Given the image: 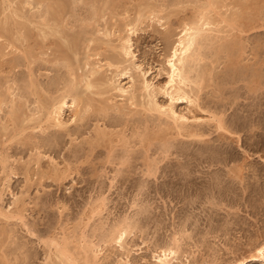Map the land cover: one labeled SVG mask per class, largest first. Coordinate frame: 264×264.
<instances>
[{"label": "rangeland", "instance_id": "1", "mask_svg": "<svg viewBox=\"0 0 264 264\" xmlns=\"http://www.w3.org/2000/svg\"><path fill=\"white\" fill-rule=\"evenodd\" d=\"M26 1L33 3L30 8L24 6ZM50 1L51 4L60 2L59 4L62 5L61 8L56 9L57 13L55 12L58 16L61 15L59 18L60 21H63L57 28L61 33L53 36L40 33L41 27L36 21H39L38 16L42 15L44 10L41 6L35 5V0H0V94L4 93L6 100H14L16 107L21 104L24 116L36 113L35 96L31 95L32 89L28 87L30 82L40 89L42 87L41 91L44 97L49 96V93L52 95L51 97H56L59 93H56L55 90H62L63 83L71 80V78L68 79V69L63 66L66 64H63L65 62L60 54L65 57L67 55V62L69 61L72 69L80 70H83L84 61L89 54L97 53L98 56L91 58V61L98 59L102 65L105 60L111 61L116 57L121 61L119 54L117 56L116 53L119 51L111 50L110 47L112 44L113 47L119 46H114L118 44L117 35L125 37L126 30L129 29V27L126 28L128 24L135 29L131 36L132 51L135 56L134 63L139 64L141 70L146 72L145 78L151 85L155 102L166 106L170 104V100L166 94L164 95L166 92L169 93V88L166 85L165 60L182 24L196 21L202 12L206 15L203 11L205 8L210 10L206 16L212 23L217 22L218 24L223 18L228 23L219 26L222 33H211V40L212 36L217 38H213L215 45L212 40L203 46V53L200 51L201 55L203 54V61L198 63L200 69L197 64V67L196 65L192 66L196 70L191 75L193 78L200 76L198 75L200 73L201 76L205 74L203 78L205 81L202 80L203 84H201L202 89L197 90L194 86L184 88L189 96H197V102L191 105L185 101H178L173 105L177 114L190 119H188L192 127V130L189 128L190 131L195 129L199 134L202 131L200 138L178 135L175 129L167 131L164 129L165 122L162 120L161 123L159 117L155 121L157 116L151 117L144 113L141 107H130L126 103H122L119 98L114 99L116 101L113 102L125 107V113L121 112L123 115L115 114L113 111L104 116L98 111L97 113L96 108L98 110L104 105V96L102 97L100 94L104 92L105 88L101 85L98 86L99 84H95L91 96L96 101L94 102L95 109L92 107L94 111L87 114V119L85 117L81 123L69 125L63 132L49 130L45 133H38L36 130L35 133L34 131L32 133L31 126L36 124L33 120L28 124H22L24 128H30L25 131V135L19 137L17 134L20 127H17L15 131L18 133L14 134V131H11L14 125L12 126L11 122L8 123L9 120L4 118L7 116L5 114L8 113L9 105L2 107L0 120L3 125L8 126V131H0V157H7L9 164H7L5 172H2L0 164V210L7 214L19 211L23 216L24 223L16 219L7 220L0 216V233L2 232L0 234V245H2V247L0 246V264L47 263L46 256L48 254L43 244L40 243L41 239L49 235L61 237L62 232L70 236L74 233V236L78 238L84 226V232L90 237L92 236L91 228L94 229L93 226L103 223L107 224L105 226L107 228L113 223H119L124 218L135 223L138 230L133 231L131 239L129 238L130 243L128 242V248L131 246L132 251H135L129 257L131 264H153L151 257L155 246L167 243L171 236L174 234L178 236L181 233L188 236L187 238L182 234L184 235L182 247L186 251L179 256L181 263L188 260L189 264H227L241 259V256L242 258L249 257L252 245L256 241L260 242L264 239V162L262 161L264 143H260L264 142V130L254 127L257 125L255 120H258L256 113L260 112L257 106L258 102H264V88L260 87L258 90V85H260L258 80L264 79V0ZM10 2L12 3L11 10L8 13V11L5 12V8ZM22 8L23 14L29 15V17L35 16L34 20H31L30 17L34 23L25 24L20 19H9L11 11ZM59 9L61 10L59 11ZM93 10L97 14H93ZM150 11H154L161 22L152 18L156 16L155 14L154 16L149 15ZM6 19H9L7 31L3 29ZM234 19H236L235 22ZM104 30L111 33L115 31V34L117 32V37L112 36L105 41L106 38L101 36L105 32ZM20 34L26 37L25 42L19 38ZM63 38L67 40H63ZM92 38L93 43L90 42ZM99 39L106 44L96 41ZM59 46L62 49L58 48ZM88 50L90 53H87ZM42 52L45 55L41 57ZM65 53L67 54L65 55ZM122 65L127 66L123 63ZM102 70L105 71L102 72L103 74L101 73L103 77L111 78L113 74H116L114 70L109 73L106 67H103ZM111 73L112 75H110ZM130 74L137 81V71L133 72L132 68ZM67 79L68 81H66ZM253 80L257 87L254 86L255 84L253 85ZM263 81L261 82L263 83ZM127 82V79L123 80L122 78V84ZM52 85L54 87H51ZM48 87H51V91L50 88L47 90ZM8 88L11 92L9 94ZM141 102L138 99L137 103L141 104ZM70 115L67 110L63 116L65 121L69 119ZM213 115L227 120V123H230L229 120H235L238 125L236 127L235 123L233 126L237 130L239 129L237 131L239 135L235 134L240 137L238 144L233 142H237L234 140L237 136L230 137V134L216 131V122L211 121ZM192 118L202 122L201 127L197 128ZM253 118H255L254 121ZM249 119L255 123L254 126L251 125L252 122ZM249 121L252 127L249 125ZM247 127L251 128L247 129ZM96 128L107 133L106 140L99 141L96 144L97 147L94 141ZM157 129L164 137H161L162 135L156 131ZM251 129H254V132H249L252 131ZM163 131L165 134L167 132V135ZM252 133L255 135L260 133L259 138H249ZM225 135H229L225 138L227 141H223ZM148 136L150 138H147ZM160 137L167 140V144L171 145H168L170 148L166 147V142L159 140ZM46 138L49 139L46 140ZM41 139L44 141L43 143ZM53 140L55 141L53 142ZM30 142L33 145H30ZM36 143L46 146H39ZM53 143L54 147L51 148ZM36 145L37 147H35ZM166 150L168 152L164 153ZM199 151L203 154V151L207 153L203 155L198 153ZM36 152L40 155H36ZM215 157L219 159H215ZM226 158H229L226 160V164L211 163L212 159L214 161ZM33 160L38 161V167ZM29 164L30 166H28ZM151 165H156L158 169L156 173L149 176V172L154 168ZM238 167H243L242 177L245 180L243 185L231 178L233 174L230 173L233 170L235 172L236 168L240 170ZM25 168L28 174H25V172L27 173ZM53 168L57 172L53 171ZM230 169L233 170L229 173ZM57 174L58 176L55 177ZM215 174L222 179V185H216ZM245 188L247 189L245 190ZM102 198L107 200L105 202L107 203L106 209L104 208L102 216L92 215V217L91 212L95 205H100L99 199L102 200ZM30 229L31 231H29ZM32 229H35L36 232ZM59 236L56 237L59 238ZM94 238L92 240L97 243L98 237ZM104 252L110 258L100 264H114L122 255V252L119 253L117 250L105 249ZM187 256L188 258H186ZM51 260H48L47 264H52L54 260L52 262ZM247 264L257 263L248 262Z\"/></svg>", "mask_w": 264, "mask_h": 264}, {"label": "bare ground", "instance_id": "2", "mask_svg": "<svg viewBox=\"0 0 264 264\" xmlns=\"http://www.w3.org/2000/svg\"><path fill=\"white\" fill-rule=\"evenodd\" d=\"M36 1V4L38 7L41 6L43 8V14L38 16V19L39 21H36L38 23V26L41 27L40 29V33L43 34V35H55V34H59L61 33L57 28L60 27V18L59 16L61 15H57L56 13V9L57 8H61L62 5H60L58 2H54V4H51L52 2L50 0H35ZM53 1V0H52ZM55 1V0H54ZM66 1V0H65ZM90 1V0H89ZM93 1V0H92ZM32 3V2H31ZM31 3H28L27 1L24 3V6L26 7H31L32 4ZM46 3V4H45ZM48 3V4H47ZM11 2L10 4L7 6V8H5V12L8 11L9 13V10H11ZM83 4V3H82ZM211 4V3H210ZM98 5V4H97ZM175 5V4H174ZM209 5V4H208ZM64 6V5H63ZM112 6V5H111ZM212 6V4H211ZM36 7V6H35ZM210 7V6H209ZM214 7V6H213ZM212 7V8H213ZM164 8V7H163ZM203 8V7H202ZM211 8V7H210ZM226 8V7H225ZM234 8V7H233ZM94 9V8H93ZM209 9V8H208ZM208 9H202L203 11H205L206 15L208 13H210V10ZM236 9V8H235ZM239 9V8H238ZM242 9V8H241ZM23 8L21 10H13L10 12V15L11 17L9 19H13V18H16V19H20V20H23L25 22V24H32L34 23V21H31V20H34L33 16L32 15V19L30 20V17L29 15L27 14H23L22 12ZM61 9H59L60 11ZM208 10V11H207ZM31 11V10H30ZM94 11V10H93ZM214 11V10H213ZM56 12V13H55ZM151 12V11H150ZM160 13V11H157ZM201 12V11H200ZM208 12V13H207ZM144 13V12H143ZM61 14V13H60ZM93 14H97L96 11H94ZM147 14V13H146ZM155 12L152 11L149 15H153L154 16ZM236 14V13H235ZM242 14V13H241ZM9 15V16H10ZM39 15V14H38ZM203 12L200 13V16L198 19H196V21H192V22H187V23H183L182 26H181V29L179 31V33L176 35V40L174 41V43L172 44V47L170 48V51H169V54L168 56L166 57V60H165V63H166V69H167V73H166V76H167V86L169 88V93H164V95L166 94L167 97L169 98L170 100V104L168 105H164V106H161L159 104H157L155 102V98H154V94H153V91L151 90V85L150 83H148V81L146 80L145 78V74L146 72H143L141 70V67L139 64H135L134 63V59H135V56H134V53L132 51V43H131V36L134 34L135 32V29L134 27H130V24H128V26L126 28L129 27V29L126 30V36L125 37H120L119 35L116 36L115 34V31L113 33L111 32H107L105 31L101 36L106 38L105 41H107L108 38H112L113 37H117V41H118V44L114 45V46H117V47H113V44H112V47L111 50H118L119 52L116 51L117 53V56L119 54V57L121 58V61H119L116 57L111 59V61H106L105 60V63L104 65H102L101 61H99L98 59L95 61H91V58L93 57H96L98 56L97 53H94L92 55H88L87 56V59L84 61L85 64H84V67H83V70H80V69H72V66L67 62L68 59H66L67 57V53H65L66 57L62 54L61 57L63 59V61L65 63L63 64H66V65H63V66H66V68L68 69V76L71 80L68 81V79L66 81V83H63V88L61 87L62 90H55L56 93H59L56 97H51L52 95H50L49 91L47 92V95L49 93V96H43L42 95V87L41 89L39 87H37L36 85H34L33 83L30 82V84L28 85L29 88L32 89L31 91V95L35 96V104H36V113H31L30 116L29 115H25L22 114V111H23V106L20 104V106L17 104V106L19 107H16L15 104H14V100L12 99H8L6 100V96H4V93L3 94H0V114L2 112V107L6 106L7 104L9 105V109H8V113L5 114L6 119H8V123L11 122V125L14 127H12V130L11 131H14V134L16 133L15 131L17 130V127L19 128L20 127V131L18 133L17 131V135L19 137H21L23 134L25 135V131L30 128H24V124H28L30 123L31 121H35L36 124L33 125V127L31 126V129L32 130V133L34 131L38 132V133H45L46 131L48 132L49 130L50 131H66V129L69 127V125H74L78 122H82L85 120V117L87 116V114H89V112H93L94 110L92 109V107L94 108V102L95 99H93L91 96L93 95V90L95 88V84H99L98 86H102L104 87L105 89L103 90L104 92L100 94V96H104V105H100L101 107L96 108V112L98 111L99 114L101 115H107L110 111H113L115 112V114L119 113V115L121 114V112L125 109V107L123 108L122 106H119L118 104L114 103V99L116 98H119L120 101L122 103H126V105L130 106V107H141L143 109V112L144 113H147L149 116L151 117H155V121L156 119L158 118L159 120H161V123L164 121L166 125V127L164 129H166L167 131L168 130H171V129H175L176 133L178 135H186L185 137H188V138H200L202 137L201 132L200 131V134L197 130L193 129V131H190V129L192 128L191 125L189 124V121L186 117L182 116V115H179L177 114L175 111H174V103L178 102V101H182V102H187L189 104H195L197 102V96H189L188 93H186V91L184 90V88H188L189 86H194L196 87L197 90L199 89H202V85L203 84V81L204 80L203 78L205 77L203 74L201 76V73L198 74L200 76H195L196 78H193L191 75L194 73L195 70V67L192 68L193 65H198V63L201 62V60L203 61V54L201 55V53H203L202 51V48L204 45H206L207 43L211 42L213 40V38H216V36H212V40L210 39V35L211 33H214L216 32L215 34L221 32L219 30V26L223 23H228L227 21H225V19L223 18L222 21H220V23L217 22L214 24L210 21V19L206 16ZM210 15V14H209ZM73 16V15H71ZM96 16V15H95ZM156 17H152V18H156V20L159 18L157 17V14H155ZM239 16V15H238ZM141 17V16H140ZM150 17V16H149ZM160 17V16H159ZM221 17V16H220ZM65 18V17H64ZM227 18V17H226ZM9 19H6L5 22H4V27L3 29L5 31H7V28L8 27V24H9ZM36 19V20H38ZM77 19V18H76ZM98 19V18H97ZM103 19V18H102ZM161 19V18H160ZM236 19H234V22H235ZM238 20V19H237ZM243 20V19H242ZM104 21V20H103ZM231 21V20H230ZM35 22V23H36ZM91 22V21H90ZM161 22V21H160ZM14 23V22H13ZM63 23V21L61 22ZM77 23V22H76ZM84 23V22H83ZM87 23V21H86ZM96 23V22H95ZM231 24H233L232 22H229ZM81 24V23H80ZM127 24V23H126ZM66 25V24H65ZM89 25V24H88ZM162 25V24H161ZM12 26V25H11ZM15 26V25H14ZM85 26V25H83ZM234 26V25H233ZM261 26V25H260ZM72 27H74L72 25ZM71 27V28H72ZM82 27V26H81ZM228 27V26H227ZM15 28V27H14ZM63 28V27H62ZM88 28V27H87ZM223 28V27H222ZM230 28V26H229ZM12 29V28H11ZM81 29V28H80ZM86 29V28H85ZM114 29V28H113ZM21 30V29H20ZM24 30V29H23ZM71 30V29H70ZM98 30V29H97ZM27 31V30H26ZM65 31V30H64ZM68 31V29H67ZM237 31V30H236ZM242 31V30H241ZM251 31V30H250ZM66 32V31H65ZM6 33V32H5ZM8 33V32H7ZM10 33V32H9ZM30 33V32H29ZM99 33V32H98ZM12 34V32H11ZM79 34V32H78ZM96 34V33H95ZM94 34V35H95ZM242 34V33H241ZM26 36V34H24ZM97 35V34H96ZM95 35V36H96ZM99 35V34H98ZM29 36V35H28ZM68 36V35H67ZM100 36V37H101ZM99 37V38H100ZM19 38L21 40H23L25 42V39L26 37H24L23 35H19ZM219 38V37H218ZM116 39V38H115ZM217 39V38H216ZM236 39V38H235ZM63 40H67L65 38H63ZM104 40V39H103ZM109 40V39H108ZM215 40V39H214ZM213 40V43L215 45V42ZM219 40V39H218ZM17 41H19V39H17ZM96 41H100L102 42V40H96ZM111 41V40H110ZM22 42V41H20ZM90 42H94L93 41V38ZM97 42V43H98ZM53 43V42H52ZM104 44H106L105 42H102ZM231 43V42H230ZM234 43V42H233ZM237 43V42H236ZM13 44V43H12ZM87 44V43H86ZM211 44V43H210ZM218 44V43H217ZM9 46H12L11 44H8ZM40 45V44H39ZM76 45V44H75ZM209 45V44H208ZM207 45V46H208ZM14 46V45H13ZM43 46V45H42ZM88 46V45H87ZM111 46V45H109ZM223 47V45H222ZM13 48V47H11ZM18 48V47H17ZM16 48V49H17ZM41 48V47H40ZM60 49H62L60 46L58 47ZM44 49V48H43ZM168 49V48H167ZM206 49V48H205ZM209 49V48H207ZM33 50V49H32ZM89 50H90V47H89ZM89 50L87 51V53H90ZM92 50V49H91ZM29 51V50H28ZM200 51H202L200 53ZM34 52V51H33ZM45 52V51H44ZM42 52L43 54H40L41 57L42 55H45V53ZM92 52V51H91ZM230 52V51H229ZM28 53V52H27ZM205 53V52H204ZM216 53V52H215ZM233 53V52H232ZM25 54V53H24ZM32 54V53H31ZM34 54V53H33ZM30 55V54H29ZM59 55V53H58ZM59 55V56H60ZM100 55V54H99ZM234 55V54H233ZM31 56V55H30ZM29 56V57H30ZM36 56V54H35ZM34 56V57H35ZM39 56V55H38ZM58 56V57H59ZM15 57V56H14ZM33 57V56H32ZM13 58V57H12ZM16 58V57H15ZM26 58V57H25ZM68 58V57H67ZM40 59V58H39ZM27 60V59H26ZM43 60V59H42ZM41 60V61H42ZM57 60V59H56ZM17 61V60H16ZM48 61V60H47ZM53 61V60H52ZM62 61V62H63ZM34 62V61H33ZM60 62V60H59ZM123 64H126L127 66L125 67ZM211 63V62H210ZM30 64V63H29ZM44 64V63H43ZM62 65V64H61ZM122 65V66H121ZM196 65V67H197ZM234 65V64H233ZM13 66V65H12ZM22 66V65H21ZM200 64L198 65V68H199ZM261 66V65H260ZM20 67V66H19ZM57 67V66H56ZM61 67V66H60ZM103 67H106L107 71H109V73L113 70L115 71L116 74H113V77L111 76L110 77H107V76H104L103 77V73L102 72H105L103 71ZM251 67V66H250ZM249 67V68H250ZM1 68V67H0ZM121 68V70H120ZM133 68V72L134 71H137V81L135 80L134 77L131 76L130 74V71L132 70ZM253 68V67H252ZM66 69V70H67ZM200 69V68H199ZM203 69V68H202ZM120 70V71H119ZM78 71V72H77ZM106 71V72H107ZM119 71V72H118ZM204 71V70H202ZM258 71V70H257ZM118 72V73H117ZM201 72V71H200ZM102 73V74H101ZM204 73V72H203ZM206 73V72H205ZM67 75V74H66ZM112 75V73L110 74ZM134 75V74H133ZM208 75V74H207ZM258 75V74H257ZM109 76V75H108ZM264 77V76H263ZM59 78V77H58ZM109 78V79H108ZM122 78L123 80L127 79V83L125 84H122ZM23 79V78H22ZM62 79V78H61ZM207 80V79H206ZM262 80H264L262 78ZM262 80H258L259 84L258 85V90L261 88H264V81L263 83L261 82ZM205 81V80H204ZM254 81V80H253ZM6 82V81H5ZM15 82V81H13ZM18 82V81H17ZM54 82V81H53ZM234 82V81H233ZM257 82V81H256ZM262 84H261V83ZM53 84V83H52ZM205 84V83H204ZM255 84V85H254ZM247 85V84H246ZM251 85V84H250ZM253 85L257 87L255 81L253 82ZM58 86V85H57ZM56 86V87H57ZM61 86V85H60ZM51 87H54V85H52ZM51 87H48L47 90H49L50 88V91H51ZM202 87V88H201ZM252 87V86H251ZM255 87V89H256ZM26 88V87H25ZM28 88V89H29ZM167 88V87H166ZM7 89V88H6ZM4 89V90H6ZM27 89V90H28ZM53 90L55 88H52ZM60 89V88H58ZM191 89V88H190ZM189 89V90H190ZM249 89V88H248ZM253 89V88H252ZM10 89L8 88V94L11 93L9 91ZM26 90V91H27ZM43 90V89H42ZM21 91V90H20ZM163 91V90H162ZM201 91V90H200ZM165 92V91H164ZM190 92V91H189ZM260 92V91H259ZM6 93V92H5ZM46 93V92H44ZM53 93V91H52ZM159 93V92H158ZM264 93V92H263ZM21 94V92H20ZM19 94V95H20ZM98 94V93H97ZM261 94V93H260ZM264 95V94H263ZM9 96V95H8ZM12 96V94H11ZM99 96V94H98ZM106 96V98H105ZM10 97V96H9ZM13 97V96H12ZM22 97V96H21ZM22 99V98H21ZM100 99V98H99ZM138 99L141 102V104H138ZM260 99V98H259ZM264 99V98H263ZM103 100V99H102ZM101 100V102H102ZM258 100V99H257ZM26 101V100H25ZM114 101V102H113ZM119 101V102H120ZM264 101V100H263ZM23 102V100H22ZM249 102V101H248ZM112 104V105H108V104ZM26 104V103H25ZM121 105V104H120ZM123 105V104H122ZM98 106V105H97ZM258 108L260 110V112L258 111L256 113L257 115V118L258 120H255L257 121V127L254 126L255 123L252 122V119L250 120L252 123L251 125L253 124V126L255 127V129L258 127H260L261 130H264V108H261V107H264V102L261 103L260 101L258 102ZM8 107V106H7ZM99 107V106H98ZM247 108V107H246ZM258 108H254V109H258ZM95 109V108H94ZM123 109V110H122ZM69 111L70 112V117L67 121H65V119L63 118L64 114L66 111ZM93 110V111H92ZM253 111V110H252ZM28 112V111H27ZM94 112V113H96ZM97 112V113H98ZM122 112V113H123ZM24 113V112H23ZM29 113V112H28ZM125 113V112H124ZM255 113V112H254ZM127 114V113H126ZM109 115V114H108ZM123 115V114H121ZM133 115V114H132ZM255 115V114H254ZM253 115V116H254ZM126 116V115H125ZM117 117V116H116ZM141 117V116H140ZM232 117V116H231ZM2 118V117H1ZM122 118V117H121ZM144 118V117H143ZM194 118V117H193ZM195 122L194 125H196V127H201L202 125V122H198L199 120L198 119H193ZM87 119V117H86ZM90 119V118H89ZM119 119V118H118ZM211 121H214L216 122V131L219 132H224L225 134H230V137L233 136H237L236 139L234 140H237V142L233 141L234 143L238 144V140H239V134H238V130H237V126L238 125L235 120H229L230 123H227V120L225 121V119H221V118H217L215 117L214 115L211 117ZM227 119V118H226ZM237 119V117H236ZM243 119V118H242ZM255 118H253V121H254ZM100 120V119H99ZM163 120V121H162ZM190 120V119H189ZM201 120V119H200ZM238 120V119H237ZM2 120H0V131H3V132H6L8 131V126L5 124L3 125V123L1 122ZM153 121V120H152ZM202 121V120H201ZM228 121V122H229ZM250 121H249V125H250ZM146 122V121H145ZM238 122V121H237ZM2 123V124H1ZM6 123V122H5ZM118 123V122H117ZM159 124H161L160 122H158ZM236 123V124H235ZM23 124V125H22ZM34 124V123H33ZM112 124V123H111ZM235 124V126H233ZM16 125V127H15ZM163 125V124H162ZM190 125V126H189ZM215 125V124H214ZM228 125V126H227ZM250 125V126H251ZM23 126V127H22ZM151 126V125H150ZM161 126V125H159ZM242 126V125H241ZM26 127V126H25ZM97 127V126H96ZM193 126V128H196ZM252 127V126H251ZM249 127V128H251ZM253 127V128H254ZM14 128H16L15 130H13ZM78 128V127H77ZM190 128V129H189ZM229 128V129H228ZM247 127V129H249ZM163 129V127H162ZM241 129V128H240ZM69 130V129H68ZM192 130V129H191ZM252 131H249V132H254V129H251ZM10 131V130H9ZM76 131V130H75ZM158 133H160L161 131H159V129L156 130ZM260 131V130H259ZM71 132V131H70ZM156 132V133H157ZM164 132V131H163ZM172 132V131H171ZM247 132V131H246ZM256 132V131H255ZM61 133V132H60ZM74 133V132H73ZM111 133V132H110ZM153 133V132H152ZM173 133V132H172ZM53 134V132H52ZM54 134H56V132H54ZM75 134V133H74ZM73 134V135H74ZM80 134V133H79ZM114 134V133H113ZM161 137H164L162 133H160ZM165 134V132H164ZM203 134V133H202ZM235 134H238V135H235ZM253 134V133H252ZM251 134V135H252ZM260 135V133H258ZM38 135V134H37ZM72 135V134H71ZM78 135V134H77ZM167 135V132L166 134ZM249 136L250 137H258L259 138V135H255V133L252 135V136ZM6 136V135H5ZM10 136H11V132H10ZM13 136V134H12ZM49 135H47L48 137ZM96 136V138H95ZM115 136V135H114ZM204 136V134H203ZM229 137V135H227ZM226 135L223 137L224 140L223 141H227L225 138L227 137ZM28 137V136H27ZM34 137V136H33ZM50 137V136H49ZM107 137V133H105L104 130L100 129V128H96V131H95V135H94V138H95V145L100 141L103 142V140H106L105 138ZM159 140H161V142H166L165 141V138H161ZM174 137V136H172ZM182 137V136H181ZM220 137V136H219ZM245 137V136H244ZM24 138V137H23ZM54 138V136H53ZM93 138V139H94ZM147 138H150L149 136ZM159 138V137H157ZM221 139H223L222 137H220ZM235 138V137H234ZM262 138V137H261ZM29 139V138H28ZM45 139V138H44ZM43 139V140H44ZM49 139V138H48ZM46 138V140H48ZM57 139V138H56ZM59 139V138H58ZM92 139V138H91ZM252 139V138H251ZM257 139V138H256ZM4 140V139H3ZM45 140V142H46ZM120 140V139H119ZM144 140V139H143ZM146 140V138H145ZM151 140V139H150ZM8 141H10V139H8ZM13 141H14V137H13ZM21 141V140H20ZM19 141V142H20ZM39 141V140H38ZM42 141V139H41ZM51 141V139H50ZM55 140H53L54 142ZM112 141V140H111ZM124 141V140H123ZM122 141V142H123ZM171 141V140H170ZM229 141V140H228ZM260 141V139H259ZM262 141V140H261ZM1 142V141H0ZM40 142V141H39ZM44 141H42L43 143ZM58 142V140H57ZM174 142V141H173ZM201 142V141H200ZM255 142V141H254ZM8 143V142H7ZM31 144L30 145H33L32 142H30ZM34 143V142H33ZM162 143V144H164ZM168 142H166V147H169L171 146L170 144H167ZM218 143V142H217ZM225 144L227 142H224ZM259 143V142H258ZM260 143H264V142H260ZM22 144V143H21ZM26 144V143H25ZM24 144V145H25ZM37 144V143H36ZM39 146L40 145H43V144H40L38 143ZM37 144V145H38ZM87 144V143H86ZM94 144V143H93ZM112 144V143H111ZM195 144V143H194ZM229 144V143H228ZM37 145L35 147H37ZM45 145V144H44ZM43 145V146H44ZM100 145V143H99ZM128 145V144H127ZM126 145V146H127ZM169 145V146H168ZM255 145V144H254ZM261 145V144H260ZM4 146V144H3ZM46 146V145H45ZM90 146V145H89ZM94 146V145H93ZM150 146V145H149ZM209 146V145H208ZM215 146V145H214ZM230 146V145H229ZM228 146V147H229ZM259 146V145H257ZM262 146V145H261ZM2 147V146H1ZM34 147V146H33ZM32 147V148H33ZM34 147V149H35ZM49 147V146H48ZM54 147V143L53 145H51V148ZM97 147V145H96ZM152 147V146H151ZM150 147V148H151ZM164 147V146H163ZM216 147V146H215ZM238 147V145H237ZM22 148V147H21ZM41 148V147H39ZM170 148V147H169ZM182 148V147H181ZM205 148V147H204ZM207 148V147H206ZM227 148V147H226ZM37 149V148H36ZM49 149V148H48ZM92 149V148H91ZM148 149V148H147ZM166 149V148H165ZM164 149V150H165ZM209 149V148H208ZM228 149V148H227ZM231 149V148H230ZM241 149V148H240ZM31 150V149H30ZM169 150V149H168ZM187 150V149H186ZM204 150V149H202ZM207 150V149H206ZM218 150V149H217ZM34 151V150H33ZM38 151V149H37ZM163 151V150H162ZM177 151V150H176ZM124 152V150H123ZM168 151H164V153H167ZM188 152V151H187ZM204 154H206L207 152L203 151ZM170 153V152H169ZM198 153H201L200 151ZM209 153V152H208ZM212 153V152H210ZM218 153V152H217ZM125 154V152H124ZM180 154V153H179ZM203 154V153H201ZM203 154V155H204ZM215 154V153H214ZM220 154V153H218ZM36 155H40L39 153L37 154L36 152ZM35 155V156H36ZM201 155V156H203ZM211 155V154H209ZM221 155V154H220ZM228 155V154H227ZM34 156V157H35ZM42 156V154H41ZM207 156V155H206ZM21 157V156H20ZM48 157V156H47ZM212 157V156H211ZM168 158V157H167ZM213 158V157H212ZM4 159H7L6 158H2L0 157V164L2 166V172H5V170L7 169V164L8 163V159L7 160H4ZM10 159V158H9ZM36 159V158H35ZM209 159V158H208ZM215 159H219V158H216ZM229 159V158H228ZM227 158L225 160H214L212 159L211 163H217V164H226V160H228ZM231 159V158H230ZM40 160V159H38ZM206 160V159H205ZM211 160V159H210ZM15 161V160H14ZM34 161V160H33ZM230 161V160H229ZM232 161V160H231ZM264 162V158L262 160ZM35 162V161H34ZM233 162V161H232ZM27 163V162H26ZM36 163V166L38 165V161L35 162ZM231 163V162H230ZM28 164V163H27ZM156 164V163H155ZM198 164V163H197ZM148 165V164H147ZM182 165V164H181ZM190 165V164H189ZM209 165V164H208ZM241 165V164H240ZM26 166V165H25ZM30 166V164L28 165ZM146 166V164H145ZM152 166V165H151ZM150 166V167H151ZM211 166V165H210ZM219 166V165H218ZM237 166V165H236ZM12 167V166H11ZM27 167V166H26ZM38 167V166H37ZM149 167V166H148ZM154 167V168H152ZM151 168L153 169V171L149 172V176L150 175H153L154 173H156L158 167L156 165L152 166ZM209 167V166H208ZM224 167V166H222ZM235 168V167H234ZM233 168V169H234ZM243 168V167H242ZM242 168L238 167V169L240 170H233L232 173H230L232 170L230 169L229 170V173L230 174H233L232 175V179H234V181H238L240 184H242L245 180L243 179L244 177H242ZM12 169V168H11ZM23 169V168H22ZM26 169V168H25ZM54 169V168H53ZM151 169V170H152ZM225 169V167H224ZM221 170V169H220ZM27 171V169L25 170ZM53 171H56L55 169ZM52 171V173H53ZM61 171V170H60ZM150 171V170H149ZM217 171V170H216ZM219 171V170H218ZM1 172V173H2ZM46 172V171H45ZM57 172V171H56ZM67 172V171H66ZM148 172V171H147ZM14 173V172H13ZM12 173V175H13ZM38 173V171H37ZM51 173V172H50ZM65 173V172H64ZM25 174H28V171L27 173L25 172ZM148 174V173H147ZM23 175V174H22ZM48 175V174H47ZM146 175V174H145ZM224 175V174H223ZM223 175H221V178H223ZM228 175V174H227ZM54 176V175H53ZM58 176L55 175V177ZM54 177V178H55ZM155 177V176H154ZM58 179V177H57ZM231 179V180H232ZM56 180V179H55ZM114 180V179H113ZM214 180L216 182V185H222L221 181L222 179H220V177L218 175L215 174V177H214ZM225 180V179H223ZM227 180V179H226ZM8 181V180H7ZM10 181V180H9ZM52 182V181H51ZM114 182V181H113ZM214 182V181H213ZM227 182V181H226ZM229 184L231 182H228ZM227 183V184H228ZM233 184V182H232ZM231 184V185H232ZM113 185V184H112ZM141 185V184H140ZM230 185V186H231ZM243 185V184H242ZM245 185V184H244ZM210 186V185H209ZM228 186V185H227ZM248 186V185H247ZM217 187V186H216ZM218 188V187H217ZM223 188V187H222ZM241 188V187H240ZM243 188V187H242ZM7 189V188H6ZM220 189V187H219ZM247 188H245L246 190ZM222 190V189H220ZM224 190V189H223ZM239 191V189H238ZM260 191V190H259ZM207 192V191H206ZM221 192V191H219ZM223 192V191H222ZM261 192V191H260ZM260 192H259V195H260ZM221 194V193H220ZM223 195V194H222ZM236 195V194H235ZM264 196V195H263ZM250 197V196H249ZM101 198V197H100ZM261 198V197H260ZM262 199V198H261ZM101 199H99V203L100 205H95L96 203H93L95 205L93 211L91 212V216L93 215H96V217L100 216L103 211H104V208L106 207L107 203H105L107 200L106 199H103L100 201ZM214 200V199H213ZM95 201V200H94ZM98 201V200H97ZM96 201V202H97ZM164 202V201H163ZM98 203V202H97ZM92 204V203H91ZM218 204V203H217ZM133 206V205H132ZM91 208V207H90ZM134 208V207H133ZM139 208V207H138ZM19 210V208H17ZM106 209V208H105ZM108 210V209H107ZM7 211V210H6ZM106 211V210H105ZM11 212V211H10ZM17 213H3L1 210H0V216L3 217V218H6L7 220H18L19 222H22L24 223L23 221V216L19 213V211H16ZM89 213V212H88ZM142 213V212H141ZM144 213V212H143ZM9 215V216H8ZM92 216V217H93ZM102 216V215H101ZM86 218V217H85ZM133 218V216H132ZM175 218V217H174ZM103 219V217H102ZM183 219V218H182ZM90 220V219H89ZM106 220V219H105ZM104 220V221H105ZM175 220V219H174ZM88 221V220H87ZM91 221V220H90ZM93 221V220H92ZM98 221V220H97ZM115 221V220H114ZM134 221V220H133ZM17 222V221H16ZM89 222V221H88ZM132 221H130V219L128 218H124L122 219L121 221H119V223L116 222V224L113 223V225H110L108 226L107 228L105 227L106 225H104L103 223L101 224H98L96 227H94V229L91 228V235L92 236H87V234L84 232V227H82V232H80V236L77 238L74 236V233H72V236L66 234V233H63L62 232V236L60 237L59 235H56V236H59L56 237L55 235H49L43 239H41V244H43V246L45 247L46 249V253L48 254L46 256V258L50 261L51 259V262L52 264H100L101 262L103 261H106L108 258H110L109 256H106V254H104L105 252V249H111V250H117L119 253L122 252L121 254V258L119 260H116L114 264H131L130 263V259L129 257H131L132 253H135V251L133 252L132 249H131V246L130 248H128V244L130 243L129 242V238L131 236V234H133V231H136V226H135V223H131ZM137 222V221H136ZM235 222V221H234ZM238 222V221H237ZM2 223V222H1ZM86 223V221H85ZM26 224V223H25ZM225 224V223H224ZM232 224V223H231ZM240 224V223H239ZM23 225V224H22ZM138 225V224H137ZM26 226V225H24ZM183 226V225H182ZM232 226V225H231ZM3 227V226H2ZM51 227V226H50ZM74 227V226H73ZM31 228V227H30ZM29 229V228H28ZM27 229V230H28ZM2 230V229H1ZM35 231V229H32ZM64 230V229H63ZM68 230V229H67ZM66 230V231H67ZM74 230H76V228H74ZM183 230V229H182ZM31 231V229L29 230ZM138 231V230H137ZM140 231V230H139ZM144 231V230H143ZM40 232V231H39ZM68 232V231H67ZM71 232V231H69ZM75 232V231H74ZM179 232V231H178ZM227 232V231H226ZM2 233V232H1ZM0 233V234H1ZM8 233V231H7ZM38 233V231H37ZM77 233V232H76ZM31 235H33L32 233H30ZM29 234V235H30ZM36 234V233H35ZM39 234V233H38ZM41 234V233H40ZM50 234V233H49ZM57 234V233H56ZM61 234V233H60ZM185 233H181V235L178 234V236L176 234H174L173 236H171L170 239H168L169 241L167 243H164V244H160V245H157L155 246V251L154 253L152 254V262L153 264H189L188 260H185V263H181L179 261L180 257L183 252L185 253L186 250H183V247H182V239H184V235H182ZM226 234V233H225ZM11 235V234H10ZM97 235V236H96ZM1 236V235H0ZM4 235L2 234V237ZM14 236V235H13ZM78 236V235H77ZM187 238L188 236L185 235ZM9 238H11L9 235H8ZM97 238V243H95L96 241H93L92 239L93 238ZM94 238V239H95ZM190 238V237H189ZM260 238V237H259ZM12 239V238H11ZM39 239V241H40ZM131 239V238H130ZM150 240V239H149ZM1 242V241H0ZM9 242V241H8ZM129 242V243H128ZM149 242V241H148ZM192 242V241H191ZM252 242V241H251ZM254 242V241H253ZM184 244V243H183ZM196 244V243H195ZM145 245V244H144ZM206 245V244H205ZM2 247V245H0ZM184 246V245H183ZM249 246V245H248ZM253 247L251 248L252 250L249 252H251V255L249 257H243L241 256V259L239 258V260H236V261H232V262H229L227 264H247L248 262H254V263H257V264H264V239L263 241H260V242H257L252 245ZM251 247V245H250ZM2 249V248H1ZM150 250V249H149ZM48 251V252H47ZM213 251V250H212ZM1 252V251H0ZM6 252V251H5ZM18 252V251H17ZM27 252V251H26ZM12 254V253H11ZM187 254V252H186ZM250 254V253H249ZM190 255V254H189ZM7 256V255H6ZM11 256V255H10ZM53 256V258L51 257ZM2 257V256H1ZM188 258V256L186 257ZM3 259V258H2ZM14 259V257H13ZM46 259L47 263H48V260ZM151 260V259H150ZM56 261V262H55ZM1 263V261H0ZM7 263V262H6ZM46 263V262H45ZM44 263V264H45ZM46 263V264H47ZM111 263V262H110ZM147 263V262H146ZM151 263V262H150ZM51 264V263H50ZM107 264V263H106ZM113 264V263H111ZM193 264V263H192ZM196 264V263H195ZM200 264V263H199ZM207 264H210V263H207ZM212 264V263H211Z\"/></svg>", "mask_w": 264, "mask_h": 264}]
</instances>
